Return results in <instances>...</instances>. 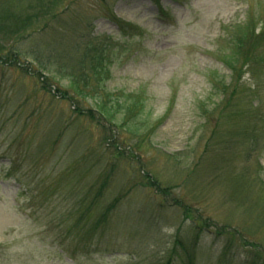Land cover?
<instances>
[{
  "label": "rangeland",
  "instance_id": "rangeland-1",
  "mask_svg": "<svg viewBox=\"0 0 264 264\" xmlns=\"http://www.w3.org/2000/svg\"><path fill=\"white\" fill-rule=\"evenodd\" d=\"M35 3L0 0V12L24 16ZM66 5L39 49L14 25L0 31V264H188L191 254L195 264H264V146L245 147L243 116L216 127L221 96L210 83L212 70L227 72L225 32H240L226 27L264 13V0H163L164 13L150 0ZM111 9L142 32L123 36ZM65 31L68 43L91 31L113 37L109 89L142 95L137 120L148 122L129 130L124 113L104 118L74 96L56 66ZM117 197L108 225L86 236Z\"/></svg>",
  "mask_w": 264,
  "mask_h": 264
},
{
  "label": "trees",
  "instance_id": "trees-1",
  "mask_svg": "<svg viewBox=\"0 0 264 264\" xmlns=\"http://www.w3.org/2000/svg\"><path fill=\"white\" fill-rule=\"evenodd\" d=\"M68 1L72 0H36V3L30 6L32 11L24 16L14 15L8 10L0 12V31L4 30V33H6L11 29L8 26L14 25L15 38L16 36L21 38L25 34H29L30 37H33L34 40L32 41L35 42L36 48L39 49L42 46V38L39 36L45 35L52 21L61 16V13L65 11L62 6L66 5ZM102 1L105 2V0ZM150 1L157 12H165L163 0ZM108 18L116 25L123 36H134L142 32L138 26L120 19L112 9ZM228 28H238L240 32H225L228 37L227 39L224 38L230 42L229 44L232 47L229 53H225L221 48L218 58L226 66L227 72L221 73L220 71L219 73L214 70L211 72V75L213 74L210 81L212 92L221 96L219 101L213 103L212 115L218 113L215 117L217 128L221 127L222 122L225 124L239 118L238 115L243 116L242 142L246 145L245 147L256 151L264 146V142L260 143L261 140H264V102L262 106L260 103H255L258 99L260 101L263 99L261 96L264 91V83L262 84L260 80L264 78V13L252 12L247 21L232 24V26L226 27L227 30ZM70 32L74 34L79 30L72 28ZM66 33L68 34L65 31V35H62L65 39V44H62V46H64L66 53L60 54L56 51V66L64 76L68 77L69 86L74 96L80 97L82 100L91 99V103L96 110L92 109L99 112L104 118H108V116L114 118L119 113H124L123 124L127 128L132 126L134 130L145 122V118L137 120L146 105L142 95H129L109 89L108 82L112 74L111 65L118 60V43L115 44L113 37L110 35H94L91 31L88 34L81 33L82 35L78 39L68 43ZM2 39L4 37H0V43H4ZM19 48H16L15 55H13L18 65L23 61L21 56L25 55V47ZM1 58L0 52V60ZM41 68L42 71L47 70L44 66H41ZM252 81L254 82L251 83ZM64 93L68 94L69 92ZM92 109L82 110L76 108L75 110H81V113H87L92 119H95L96 116ZM204 111L207 112V110ZM158 122L153 127L158 128L157 126H160ZM163 122L164 119H161L160 124ZM253 122V125L257 122L260 123L261 135L252 127ZM129 130L132 129L129 128ZM146 176L151 181V186L157 187V190L161 192L166 190L159 187V183L155 179H151L152 176L149 174ZM107 184L108 177H103L96 200ZM119 201L120 197H117L102 210V213L88 227L89 229L85 233L86 236H94L108 225L111 214L118 206ZM96 206L97 201H91L87 208L90 210ZM186 211H188V208H185ZM188 264H195L194 255H189Z\"/></svg>",
  "mask_w": 264,
  "mask_h": 264
}]
</instances>
